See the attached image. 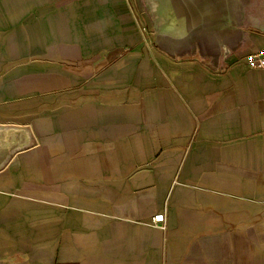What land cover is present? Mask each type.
Masks as SVG:
<instances>
[{
	"label": "crops",
	"instance_id": "obj_1",
	"mask_svg": "<svg viewBox=\"0 0 264 264\" xmlns=\"http://www.w3.org/2000/svg\"><path fill=\"white\" fill-rule=\"evenodd\" d=\"M138 1L0 0V264H264V7Z\"/></svg>",
	"mask_w": 264,
	"mask_h": 264
},
{
	"label": "rangeland",
	"instance_id": "obj_2",
	"mask_svg": "<svg viewBox=\"0 0 264 264\" xmlns=\"http://www.w3.org/2000/svg\"><path fill=\"white\" fill-rule=\"evenodd\" d=\"M138 3L141 11H146L145 19L139 9L136 16L140 20L142 18L141 25L145 26L146 32L152 38L162 31H168L167 28H174L182 33L188 32V28L191 27L194 33V26L198 29L204 22L216 21L222 7L230 9L237 4H247L251 8H255L256 5H259L260 9L264 7V0H139L137 5Z\"/></svg>",
	"mask_w": 264,
	"mask_h": 264
},
{
	"label": "built area",
	"instance_id": "obj_3",
	"mask_svg": "<svg viewBox=\"0 0 264 264\" xmlns=\"http://www.w3.org/2000/svg\"><path fill=\"white\" fill-rule=\"evenodd\" d=\"M246 62L254 68H264V48L253 51L246 56ZM167 214L162 211L154 215V222L158 225L165 226Z\"/></svg>",
	"mask_w": 264,
	"mask_h": 264
},
{
	"label": "bare ground",
	"instance_id": "obj_4",
	"mask_svg": "<svg viewBox=\"0 0 264 264\" xmlns=\"http://www.w3.org/2000/svg\"><path fill=\"white\" fill-rule=\"evenodd\" d=\"M155 5L157 6V4L155 3ZM168 29V28H167Z\"/></svg>",
	"mask_w": 264,
	"mask_h": 264
}]
</instances>
